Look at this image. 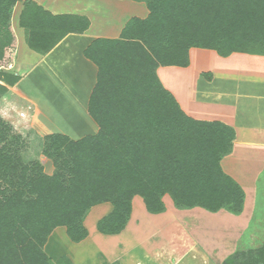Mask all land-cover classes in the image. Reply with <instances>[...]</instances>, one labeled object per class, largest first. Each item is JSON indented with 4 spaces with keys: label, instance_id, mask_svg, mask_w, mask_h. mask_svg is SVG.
Instances as JSON below:
<instances>
[{
    "label": "trees",
    "instance_id": "obj_1",
    "mask_svg": "<svg viewBox=\"0 0 264 264\" xmlns=\"http://www.w3.org/2000/svg\"><path fill=\"white\" fill-rule=\"evenodd\" d=\"M17 1L0 0L1 64L15 43L8 21ZM134 1L145 3L148 15L130 18L120 37L96 39L84 51L98 67L89 103L98 132L80 139L34 134L53 161L52 174L38 160L24 161L20 152L29 138L0 115V264H72L66 255L54 262L46 253L53 230L64 226L72 241L81 242L89 236L84 224L89 210L109 202L113 209L97 229L120 234L137 195L152 214L166 211L165 195L178 208L242 212L245 190L220 163L232 151L234 129L190 117L157 69L188 66L191 48L224 57L264 55V0ZM25 6L26 42L41 54L91 25L86 15H55L30 1ZM258 261L264 262V245L235 251L221 264Z\"/></svg>",
    "mask_w": 264,
    "mask_h": 264
},
{
    "label": "rangeland",
    "instance_id": "obj_2",
    "mask_svg": "<svg viewBox=\"0 0 264 264\" xmlns=\"http://www.w3.org/2000/svg\"><path fill=\"white\" fill-rule=\"evenodd\" d=\"M25 1H30L33 4L41 6L43 9L51 13L52 11H64V9L61 8V5L65 0H45L53 3V5L50 6V9L53 8L52 11L39 4V1L44 2V0H18L13 6L10 20L8 22L11 25L15 36V43L13 41L6 51V54L9 55L8 62H5L4 64L0 63V85L4 87V89H2L0 86V115H2L5 120L10 121L16 134L20 133L29 138V145L24 147V150L20 152L24 161L28 162L38 160L43 165L45 172L52 174L55 169L53 161L43 155L44 149L40 143L37 145L34 134L37 133L41 137H44L52 133H62L68 135L72 139H80L89 134H96L99 130V125L89 112L90 97L88 100L85 99L82 103L81 101L78 103L75 99H68L67 96H65L66 91L64 89L62 90L61 87H57L58 85H56V83H53L51 84L52 86H50V82L48 83L46 81L45 88L43 87L44 82L41 87L36 86L32 82V79L29 78L26 79L22 86H17L19 84L18 82L27 74V71H25L27 66L19 65L18 63L14 64L15 61L12 56V49L15 48L14 44H16V34H19V36L20 34H24L25 40L27 38L28 29L26 30L21 26L22 18L24 13L27 11L25 10ZM109 1L110 0H108V3L106 4L107 6H98L94 0L85 1L83 7L81 4L75 5L68 8L69 12L63 14L86 15L88 18H91V25L89 29H100L103 30V33H106L107 26L111 27L112 23L117 24L118 20L120 21V19L124 16H126L125 23L127 24L131 17L140 16L142 14L139 10L136 12L131 11L126 4H109ZM130 1L132 4H143V6L146 7L145 3L136 2L134 0ZM139 7L141 8V6ZM31 12L33 14L34 11ZM95 15L99 16L96 21L97 23L93 20ZM192 49L202 48H191L189 50V54ZM208 50L211 53L201 54L200 51L194 50L193 57L190 55L189 65L182 66L181 70L169 69L160 70L158 72L157 69L158 77L163 86L166 85L168 87H172L174 91L180 94V98H178V96L171 91L177 101L180 99L182 102L184 99V101L186 100L185 104L190 105L191 103H196L197 96L193 93V90H188L189 86H194V84L201 85V83L205 82L212 84V81L216 78L215 75L218 74L216 79H221L224 72L230 70L229 68H233V65H237L240 69L243 61L246 60L244 56H233L232 59L224 61L222 60L225 58L224 56H218L220 58H217L216 55L218 53L216 50ZM245 54L264 57L263 54ZM254 59L255 58H250V65L256 66L258 62L255 61V63H251ZM262 60H264V58H262ZM229 63H232V65ZM167 67L169 66H163V68ZM59 68L63 69V66ZM233 71L234 74H232V76L234 75L236 77H240V75L244 73L245 69L241 67L240 70H237L236 72L235 70ZM208 74H210V78H208ZM39 84H41V82H39ZM207 86H205V88L208 89L209 86ZM11 88L13 89L11 90ZM199 89H201V87H199ZM205 93H207V91H205ZM202 100L199 103H201ZM179 104L185 111L184 106H182L180 102ZM247 142V140H243L241 144L244 146ZM253 145L254 147L256 146V144ZM249 147L250 146H244L246 150H249ZM229 154L225 155L220 163L222 169L227 174L234 171L233 173L236 177H233L231 173L229 175L237 180L245 190L246 197L244 201V208L241 213L235 214L226 209H222L216 214H205L204 212H201L202 214L192 215L189 214L188 210L190 209L178 208L175 206L169 195L164 196L165 204H167V211H169L168 219L172 222L170 227V234L172 238L179 236L182 242L186 244L195 242V244L199 246L203 252L209 254L214 264H221V261L225 256L227 257L235 251L248 253L249 251H257L264 245V152L257 153V156L260 157V160L258 161L261 162L256 163L252 160V165L247 163L246 168L243 167L244 162L248 159H252L250 158L252 157L251 154L244 155L239 153L230 155L228 158ZM249 166L250 168H248ZM140 199L142 198L139 196V200ZM141 201L143 203V200ZM110 208L112 209L111 203H103L91 208V212L89 210L88 214H90H87L88 218L86 220V227L92 233H98L97 222L104 214L107 213L108 210H111ZM144 209L147 211L145 207ZM146 213L148 215L150 214L149 212ZM146 218L148 217H143V220ZM173 222L181 223L182 230L180 234H178V231L174 230L173 227H178L177 224H174ZM95 238L96 236L93 237L92 241H96ZM57 240L59 241V244L58 242H53L55 249L54 252H62L63 249L65 250L69 248L67 247V241L69 240L61 238L60 240ZM102 240L104 239H97L98 242ZM109 240H111V238ZM186 252L187 251H184L182 256H184ZM258 264H264V262L258 261Z\"/></svg>",
    "mask_w": 264,
    "mask_h": 264
},
{
    "label": "crops",
    "instance_id": "obj_3",
    "mask_svg": "<svg viewBox=\"0 0 264 264\" xmlns=\"http://www.w3.org/2000/svg\"><path fill=\"white\" fill-rule=\"evenodd\" d=\"M85 1L90 0H65L61 5L64 11L59 12L52 11L53 8L50 9L53 3L44 0V2L39 1V4L46 9H50L53 14L59 15L69 12L68 8L75 5L81 4L83 7ZM94 1L98 6L108 3V0ZM130 2V0H110L109 4L123 3L126 4L131 11H141L142 14L140 16L142 18L148 15L149 11L143 4H132V2ZM139 6H141V8ZM96 14L99 15L98 13ZM98 17L99 16L96 15L93 17L95 23H97ZM89 19L91 20L90 17ZM125 21L126 16L120 19V21L118 20L117 24L112 23L111 27L107 26L106 33H103V30L100 29H88L82 34L69 33L54 46V48L45 54L38 53L31 49L25 40L24 34H20V36L16 34L15 48L12 49V56L15 61L14 64L18 63L19 65L27 66L25 70L27 74L18 82L19 84L17 83V86H22L26 79L29 78L32 79V82L36 86L41 87L44 82L43 87L46 88L45 82L47 81L48 83L50 82V86L56 83V85H58L57 87H61L62 90L64 89L66 91L65 96H67L68 99H75L78 103L80 101L82 103L85 99L88 100L97 82L98 67L92 60L84 55V51L96 39L118 38L126 24ZM194 50L200 51L201 54L211 53L208 49H192L190 51L192 57ZM216 56L220 58L218 57L220 55L217 54ZM233 56H244L246 59L243 61L242 66H240V69L241 67L245 69L240 77L232 76V74H234L233 70H235V72L240 70L237 65H233V68H229L230 70L224 72L221 79H216L218 74L215 75L216 78L212 81V84L205 82L201 83V85L194 84V86L191 85L188 87V90H193V93L197 96L196 103H191L189 105L185 104L186 100L184 101V99L182 102L180 99V101H178L184 106L186 113L192 118L210 121L218 120L233 128L235 131V140L232 152L228 155V158L230 155L239 153L244 155L251 154L252 157H249L252 159H246L247 161L244 162L243 167L246 168L247 163L252 165V160L256 163L261 162L258 161L260 157L257 156V153L264 152V60H262L264 57L235 52L222 60H230ZM250 58H255L251 63H255L256 61L258 64L256 66L250 65ZM238 61L241 62L240 60ZM229 64L232 65V63ZM62 66L63 69L59 68ZM169 69L181 70L182 67L169 66L163 68V66H160L158 72L160 70ZM39 82H41V84H39ZM205 86H207L208 89L205 88ZM166 87L180 98V94L174 91L172 87ZM199 87H201V89H199ZM12 89L13 88H11V90ZM205 91H207V93H205ZM201 100L202 102L199 103ZM243 140L248 141V144L245 143L244 146H250L249 150H246L243 144H241ZM253 144H256V146L254 147ZM248 168H250V166ZM233 172L234 171H231L230 173L233 177H236ZM141 200H143V198L139 200L138 195L133 198L131 217L126 228L120 234L106 235L99 231V234L92 233L87 228L89 236L85 240L76 243L68 236L66 227L59 226L53 230L48 238L45 245L46 253L54 262H57L62 256L66 255L70 258L72 264H214L209 254L203 252L195 242L186 244L182 242L179 236L172 238L170 234L172 222L168 219L169 211H167V204L165 212L152 214L147 210L144 200L143 203ZM144 207L147 211H145ZM199 208L200 207H196L192 210H188L189 214H202L201 212L205 214L217 213ZM112 209L108 210L101 218L109 214ZM146 212L150 214L148 215ZM88 215L84 220L85 226ZM143 217L148 218L143 220ZM174 224H177L178 227H173L174 230L178 231V234H180L182 230L181 223L175 222ZM95 236L96 241H92ZM60 238L69 240L67 241V247L69 248L56 253L54 252L53 242H58L59 244L57 239L60 240ZM102 238L104 240L97 241V239ZM110 238L111 240H109ZM184 251L187 252L182 256ZM225 258L226 256L223 260Z\"/></svg>",
    "mask_w": 264,
    "mask_h": 264
}]
</instances>
